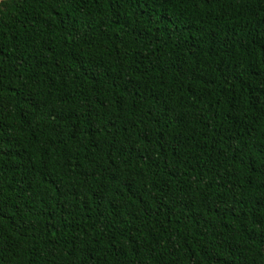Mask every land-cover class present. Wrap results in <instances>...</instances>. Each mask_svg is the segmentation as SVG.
I'll return each mask as SVG.
<instances>
[{"label": "trees", "instance_id": "trees-1", "mask_svg": "<svg viewBox=\"0 0 264 264\" xmlns=\"http://www.w3.org/2000/svg\"><path fill=\"white\" fill-rule=\"evenodd\" d=\"M0 264H264V0H1Z\"/></svg>", "mask_w": 264, "mask_h": 264}, {"label": "rangeland", "instance_id": "rangeland-1", "mask_svg": "<svg viewBox=\"0 0 264 264\" xmlns=\"http://www.w3.org/2000/svg\"><path fill=\"white\" fill-rule=\"evenodd\" d=\"M1 1V0H0Z\"/></svg>", "mask_w": 264, "mask_h": 264}]
</instances>
